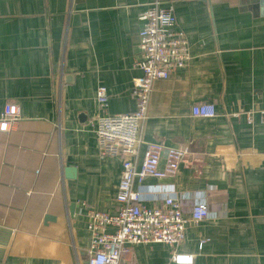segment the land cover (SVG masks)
Returning <instances> with one entry per match:
<instances>
[{
    "label": "crops",
    "instance_id": "0c3cea01",
    "mask_svg": "<svg viewBox=\"0 0 264 264\" xmlns=\"http://www.w3.org/2000/svg\"><path fill=\"white\" fill-rule=\"evenodd\" d=\"M152 2L171 8L190 59L153 82L137 164L150 143L162 160L187 155L134 190L147 206L173 197L186 217L206 205L176 248L193 264H264V16L216 0H0V114L20 109L0 131V264H88L86 208L115 212L123 162L99 156L95 93L108 115L135 111L138 15ZM201 103L216 116L193 118ZM174 250L134 246L121 264H173Z\"/></svg>",
    "mask_w": 264,
    "mask_h": 264
},
{
    "label": "built area",
    "instance_id": "2783aa9c",
    "mask_svg": "<svg viewBox=\"0 0 264 264\" xmlns=\"http://www.w3.org/2000/svg\"><path fill=\"white\" fill-rule=\"evenodd\" d=\"M142 22L138 34V57L134 67L142 76L133 83L136 108L133 113L108 115L105 113L108 94L104 87L95 93L98 112L93 119L94 135L101 158L123 159L119 177L114 213L86 208V228L89 237L88 264H120L131 259V248L138 245L161 244L174 248L173 264H193V255L176 251L184 241L186 227L206 219L205 204L192 206L188 217L180 204L171 196H164L160 203L147 206L141 202L134 184L145 179L160 180L174 175L183 158L185 147L165 149L157 143L146 146L140 163L138 150L142 143L141 130L147 120L152 84L165 80L184 68L189 59V45L183 32L175 29V17L169 7L152 2L138 15ZM193 118L210 119L216 116L214 105L201 103L191 109ZM16 105H4L0 114V131H8L19 119Z\"/></svg>",
    "mask_w": 264,
    "mask_h": 264
},
{
    "label": "water",
    "instance_id": "95a60500",
    "mask_svg": "<svg viewBox=\"0 0 264 264\" xmlns=\"http://www.w3.org/2000/svg\"><path fill=\"white\" fill-rule=\"evenodd\" d=\"M211 3V0H206ZM218 2L229 3L238 7L242 11H249L251 13H257L260 16H264V0H216ZM70 172L71 170H67ZM72 212V211H71Z\"/></svg>",
    "mask_w": 264,
    "mask_h": 264
},
{
    "label": "rangeland",
    "instance_id": "374dc122",
    "mask_svg": "<svg viewBox=\"0 0 264 264\" xmlns=\"http://www.w3.org/2000/svg\"><path fill=\"white\" fill-rule=\"evenodd\" d=\"M122 262H123V261H121V263H122ZM121 263H120V264H121Z\"/></svg>",
    "mask_w": 264,
    "mask_h": 264
}]
</instances>
